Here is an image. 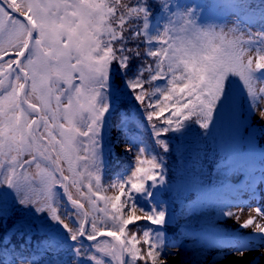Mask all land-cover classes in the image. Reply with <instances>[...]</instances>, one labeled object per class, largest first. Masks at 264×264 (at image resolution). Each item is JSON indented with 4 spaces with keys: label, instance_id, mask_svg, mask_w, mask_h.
Listing matches in <instances>:
<instances>
[{
    "label": "snow or ice",
    "instance_id": "1",
    "mask_svg": "<svg viewBox=\"0 0 264 264\" xmlns=\"http://www.w3.org/2000/svg\"><path fill=\"white\" fill-rule=\"evenodd\" d=\"M223 6L232 24L185 0H0V264H175L156 199L172 136L210 133L235 78L264 141V0ZM125 94L150 140L117 144L132 161L106 181L104 133L127 127ZM247 188L219 208L234 235L189 264L264 262V174Z\"/></svg>",
    "mask_w": 264,
    "mask_h": 264
},
{
    "label": "trees",
    "instance_id": "2",
    "mask_svg": "<svg viewBox=\"0 0 264 264\" xmlns=\"http://www.w3.org/2000/svg\"><path fill=\"white\" fill-rule=\"evenodd\" d=\"M185 2L198 5L207 22L225 24L227 19L236 21L239 15L238 12L234 13V10L223 6L228 0ZM228 90L230 100L214 113L215 123L211 126L210 133L205 134L203 129L193 125L186 133L172 136L171 151L164 156L169 182L157 191L156 199L167 207L171 216L168 240L182 246L178 264H189L190 261L197 260L198 250L206 244L213 241L223 242L221 238L231 232V227L225 226V221L219 215L221 202L230 203L235 198L246 200L250 195L247 188L250 176L245 171L250 166L255 169L264 167V141L256 140L253 135L243 108L244 95L234 79L228 82ZM121 99L126 107L120 109L119 116L125 117L128 123L123 130L112 124L104 133L107 154L106 181L115 178L132 161V156L120 155L113 150L111 138L114 134L122 143H127L131 138L150 140L148 130L139 126L140 117L134 101L126 94ZM245 127H250L251 135L245 134ZM225 159H228L231 167L222 166ZM217 161L220 163H216ZM214 163L216 166L212 167ZM193 168L197 173L196 187L193 186L192 180ZM200 184L205 186L208 195L198 190ZM8 206L11 208V197L8 198ZM12 231L15 229L9 231V236ZM88 243L85 241V246ZM64 259L67 260L68 256Z\"/></svg>",
    "mask_w": 264,
    "mask_h": 264
},
{
    "label": "rangeland",
    "instance_id": "3",
    "mask_svg": "<svg viewBox=\"0 0 264 264\" xmlns=\"http://www.w3.org/2000/svg\"><path fill=\"white\" fill-rule=\"evenodd\" d=\"M232 23H233V20H231V19H230V20L227 19L226 22H225V24H232ZM233 79L238 83V87H239L240 91H242V93H243V95H244V96H243V102H244V103H243V108L245 109V112L247 113V121H248V124L251 126L252 131H253V135L255 136V139L257 140L258 137H259V127H258L256 124H253V113H252V111L249 110L248 103H247V100H246V98H245V93H244V90H243V88H242L241 82H240L239 80L235 79V78H233ZM255 139H254V140H255ZM256 140H255V141H256ZM111 141H112V143H114L115 146H116L117 144L124 145V144H121L120 141H118V137H117V136H113V138L111 139ZM116 151L119 152L121 155H124V156H125V155H126V156L129 155V153H121L119 149H116ZM261 174H264V170H260V169H259V171H258V170H252V176L255 177L257 183L259 182V177L261 176ZM253 187L255 188L256 185H253ZM248 198H249V197H248ZM248 198H246V200H247ZM246 200H245V201H246ZM255 200H256V201L259 200V194H258V193H257V195H256ZM253 202L255 203V201H253ZM224 225H225V226H230V227H231V233L234 234V233H233V229H232V226H231V222H230V221H229V222H224ZM225 255H226V254H222L221 256L216 257V259H218V260H223V259H225ZM171 259H172V258H170V260H171ZM257 261H259V257H258V256L256 257V260L253 261V264H257ZM175 264H178L177 259H176V261H175ZM225 264H231V258H228V259L226 260ZM262 264H264V262H262Z\"/></svg>",
    "mask_w": 264,
    "mask_h": 264
}]
</instances>
